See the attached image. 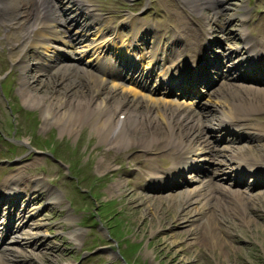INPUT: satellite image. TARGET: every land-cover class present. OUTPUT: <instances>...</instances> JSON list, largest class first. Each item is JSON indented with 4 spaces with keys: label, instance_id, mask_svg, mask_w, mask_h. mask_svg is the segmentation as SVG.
Listing matches in <instances>:
<instances>
[{
    "label": "rangeland",
    "instance_id": "obj_1",
    "mask_svg": "<svg viewBox=\"0 0 264 264\" xmlns=\"http://www.w3.org/2000/svg\"><path fill=\"white\" fill-rule=\"evenodd\" d=\"M57 1L62 6H71L74 10L73 15L78 12L73 3L74 0ZM80 1L86 3L97 15L103 16L105 19H112V22H115L112 26H118L120 34L125 37L121 40V42L125 40V44L132 34H136L135 25L141 26V21L145 22V25L148 26L145 28L148 30H151L150 27L153 28L154 22L156 25L166 23L168 30L163 38L170 39L172 36L173 40L180 37L178 34L188 35L191 33L194 36L193 32L196 28H205L206 30L208 26H211L212 34L217 38L208 50L210 53L208 61L216 62L217 53H222L227 46L238 48L245 46V43L239 40L238 36L231 34L232 31L240 32V29H243L242 32L246 31V35L251 34L247 37H250L254 43L264 44V0H217L218 8L230 6L227 7L229 10L227 12L219 9L221 16L213 15L210 7H204L202 14L198 15L196 13L197 8L191 7L194 0ZM211 1L214 2L215 0ZM216 3L214 2L215 5ZM16 6L13 3V6L9 8L10 15L17 11ZM142 9H145V12L140 17H135L137 23H134L133 18V25L131 26L129 24L131 21L127 22L129 14ZM232 13L234 16L230 18ZM242 14L244 17H241ZM229 19L231 20L227 22ZM241 21L245 24L243 28ZM29 25L30 23H26L21 28L14 29L12 33L7 34L6 27L0 23V199L5 198L0 204V211L12 206L13 210L17 212L21 205L25 206L28 203L24 214L28 217V212L32 211L35 214L32 218L34 222L45 223L43 229L47 232L45 243L49 242L55 245V248H50V245L44 251V255L46 254L48 257L36 254L35 257H30V259L21 261L19 264H128L127 262L130 264H264V196L258 194L264 192V186L250 191L255 198L253 205L258 207V210L252 209V215H250L258 219L255 218L254 223L246 225L242 224L245 217L242 215L246 210H241L240 200L234 201L240 193H243V190H247L245 188L247 184L241 187L231 182L235 178H240L248 184L252 183L251 175H239V173L229 170L226 179L224 172L218 171L219 174H213L215 181L220 184L215 188L216 193L224 192L226 199L241 210L239 216L227 214L226 219H231L230 222L233 220L234 223L237 222L238 224H234L237 226V230L243 231L236 235L232 233V223L228 224L223 221L225 224L223 228L229 232V235L225 237L227 244L224 246L225 249L220 250V254L217 249L207 248L199 242L197 239L201 235L199 230H196L194 234H186L185 237L177 238L173 235V233L187 227H170L172 224L169 222L171 213L184 208L183 199L176 197L179 196L180 192L192 186L191 184H183V179H179L178 185L160 188L153 192L146 190L151 172L140 171L141 163L139 160L144 157L152 158L154 154L152 156L147 155L138 146L130 152L124 151L120 154L123 156L120 164L113 162L112 168H118L120 165L125 168L123 171L119 169L114 174L113 171L103 166L104 162L108 163L112 160L106 154L110 145L102 141V137L97 135L91 124L85 122L82 126L71 129V125L68 123L60 124L56 121H45L44 108L42 106L35 107L25 101L20 84L22 77L20 68L22 66H28L32 70L29 71V74L34 75L30 89L44 98L42 105L49 101L48 96L62 91L70 83L69 80L60 83L55 82V77L50 72L51 69L44 70L41 67L40 58L37 57V51L41 49H31L25 57L18 58L23 44L27 40L26 28ZM182 25L192 28L184 29L181 27ZM205 30H202L201 33H206ZM142 31L144 33L140 37L141 40L138 38L134 40V43L143 48L134 52H143L146 49L143 53L146 54L152 49V42H159L162 35L160 34L161 31L157 30L149 31L150 33ZM155 33L157 36L154 35ZM232 35L235 37L234 40ZM11 42L19 45L16 48L17 55L15 57L12 55ZM167 44V41H161L162 46ZM184 46V44H180V48H176L182 49L183 54H185ZM58 56L62 57L63 60L60 65L76 64L82 66L80 63L70 61L67 52L58 53ZM86 56L81 58L85 60L88 58ZM164 62L166 61L157 62L155 65L157 72L161 71ZM144 65L145 62H143ZM218 65L220 64L216 63L213 70L208 67L206 74L210 75L214 85L212 82L207 92L204 93L201 91L204 85L197 86V90L192 93L194 95L187 98L193 100V105L196 106L203 118H206L205 123L222 116L220 105L218 106L217 102L221 101L220 95L223 94L222 92L227 85L224 84V79L219 80L220 77H217ZM250 66L246 64L244 68L233 73L234 75L243 73L252 79H238L235 82L264 87V83L255 80V77L260 79L262 75L259 78V72L249 69ZM224 69L227 71V68ZM130 74L132 76L137 75L134 71H131ZM38 76H40L41 83L36 82ZM123 82L128 83V85L131 84V89H125V91L129 94H135V86L128 79V76L123 79ZM211 90L218 97L217 99L211 96ZM243 94L251 95L248 92ZM226 95L235 103L241 97V95L237 96L231 91H228ZM205 99L207 100L205 101ZM197 110L192 109L191 111L199 115ZM245 110L247 111L240 118L242 122L246 123L244 130L247 134L254 135L258 140L252 144H258L259 141H264V134L259 133L254 125L256 123L259 127L264 126V110H254L250 105H247ZM260 120H263V123ZM71 122L74 123V121ZM207 129L208 127H205V131ZM210 130L213 131V127H210ZM228 131L226 130V132ZM216 136L217 139L220 137L221 139H232L234 135L217 132ZM247 142L249 141L225 142L216 146L225 147L232 143L247 146ZM256 146L258 145L253 146L252 152L263 154V151H259ZM110 152L114 154L113 150ZM242 153V156L247 155L243 148ZM157 154L152 165L156 169L162 168L161 172L165 174V170L172 166V156L165 155L162 151ZM137 155L140 156L134 160ZM217 157L212 156L211 162ZM200 165L214 167L211 164L201 163ZM259 169H262L259 173L264 172L263 168ZM120 177L129 180L130 186L137 190L136 198L132 203L124 195V187H122V193L115 187H111ZM207 178H211V176H207ZM260 180L264 181V176ZM36 185L44 186V188L36 192V188L40 187H36ZM17 192L28 194V199L26 197L20 198ZM2 194L4 195L2 196ZM8 194L10 197L6 196ZM145 194L170 195L172 197L159 201H146L148 196H141ZM31 197L32 200L29 201ZM55 199L61 203H53ZM154 202L155 204H152ZM149 206H152L151 210ZM1 220L2 222L5 221L0 217ZM76 228L80 230H76ZM70 232L76 233L78 239L72 240ZM227 248H229L228 251Z\"/></svg>",
    "mask_w": 264,
    "mask_h": 264
},
{
    "label": "bare ground",
    "instance_id": "obj_2",
    "mask_svg": "<svg viewBox=\"0 0 264 264\" xmlns=\"http://www.w3.org/2000/svg\"><path fill=\"white\" fill-rule=\"evenodd\" d=\"M53 1L0 0V23L6 27L7 34L12 33L14 29L21 28L26 23H30L26 28L27 40H25L22 47L23 51L21 50L18 58L25 57L31 49H41L37 51L41 67L44 70L51 69L50 72L53 73L55 82L70 81L62 91L48 96L49 101L42 105L44 98L30 89L34 75L29 74V71L32 70L28 66H22L20 68L22 76L20 84L25 101L35 107L42 106L45 121L51 120L60 124L68 123L71 125V129L80 127L85 122L91 124L97 135L102 137V141L110 145L108 151L105 150L107 153H105L112 160L108 163L104 162L103 166L113 171L114 174L119 169L123 171L125 168L122 165L117 166L118 168H112L114 163L120 164L121 157H123L120 155L122 152H130L138 146L142 148V152L145 154L150 156L154 154L155 156L153 155L152 158L144 157L139 160L141 163L140 171L151 172L146 190L153 192L160 188H169L178 185L179 179H183V184H191L192 186L180 192L179 196L176 197L183 199L184 208H179L180 210L171 213L169 216V222H172L170 227H187L173 233V235L177 238L185 237L186 234H194L196 230H199L201 234L200 238H197L199 242L207 248L217 249L220 253V250L225 249L224 246L227 244L225 237L229 235V232L223 228L225 225L223 221L228 224L232 223V233L239 235L238 232H243L237 230V226L234 225L238 224L237 222L234 223V220L230 222L231 219H226L227 214L239 216V211L246 210L242 215V217L245 216L242 224L246 225H251L258 219L251 216V210H258V207L253 205L255 198L250 191L264 186V181L260 180L264 176V172L263 174L257 172L259 168H263L264 171V141L252 144L258 141L254 135L247 133L238 135L234 133V129H245L246 123L242 122L240 118L247 111L245 110L247 105H250L254 110H264V87H257L248 83H236L235 81L238 79L251 80L252 78L243 73L240 75H234V73L249 64L251 65L248 67L249 69L259 72V78L261 75L263 77L260 79L255 77L256 82L261 80L260 82L264 83V60L261 58L264 44L258 42L252 44V39L247 37L246 31L242 32L243 29H240V32H231V34L238 36L239 40L245 43V46L243 48L227 46L222 53H217L216 63L221 66L217 72V77H220L219 80L224 79V84L230 88H224L223 94L220 95L221 101L217 102V105H220L222 116L205 123L206 118H203L196 106L193 105V100L187 99L188 96L194 95L192 92L187 93L189 89L183 91L167 86L163 69L164 64L168 61L163 63L162 70L159 72L156 71L155 65L160 58L164 57L166 59L171 58L168 63L177 68L184 67L195 71L204 69L203 66L198 68L195 67L197 65L190 62L189 58L186 57L188 55L187 50L183 55L182 50L176 47L180 48V44H184L194 48V58L191 57L193 61L198 59L200 52L207 55L211 44L217 38L212 34L211 26H208L206 30L196 28L193 32L195 37L191 33L188 35L181 33V38L175 40L172 36L170 39L163 38L167 32H161L160 41L152 42V49L144 55L143 62L145 65L143 66L142 61L135 60L136 64L134 63V57L137 55L131 51L132 48H139L134 40L142 36L144 33L142 30L147 31L144 26L135 25L136 34H132L125 44V40L121 42L125 37L120 34L119 27L112 26L115 22H112V19H105L103 16L97 15L86 3L74 0L73 3L78 12L73 15L74 10L71 6H62L57 0ZM199 1L194 0L191 5V7L197 8L196 13L198 15L202 14L204 7H210L213 15L221 16L217 7V0L214 1L216 5L211 0ZM13 3L17 5V11L10 15L9 8L13 6ZM233 16V13L230 14V18ZM241 17H244L243 14ZM130 18L129 15L127 22L131 21L129 24L132 26L133 18L132 20ZM242 25L243 28L245 24ZM181 27L184 29L192 28L185 25ZM202 30H205L206 33L202 34ZM202 39L208 42L206 48H203ZM232 39L234 40L235 37ZM161 41H167L168 44L162 46ZM10 44L11 51H13L12 55L15 57L17 55L16 48L19 45L14 42ZM132 45L133 47H131ZM44 52L48 53L44 54ZM61 52L69 53V57H66L70 61L82 64V66L76 64L60 65L63 60L62 57L58 56V53ZM42 54L43 56H41ZM85 55L88 58L83 60L81 57ZM222 66L227 68V71ZM126 70L137 73L135 76L130 73L127 75L135 86V94H129L125 91V89H131V84L128 85V83L123 82L122 71ZM180 73L182 74V72ZM203 78L206 80V85L201 89L202 93L207 92L212 82L214 85V81L207 75L204 74ZM38 81L39 83L42 82L40 76L36 79V82ZM212 90L211 96L217 99L218 97L214 95ZM226 91H231L237 96L241 95L237 99L238 102L235 103L228 98ZM244 92L251 95H245ZM192 109L197 110L199 115L192 112ZM247 126L252 128L250 125ZM254 126L259 133L264 134V126L259 127L256 123ZM205 127H208L207 131H205ZM210 127H213L214 130H210ZM227 129L228 132H226ZM217 132L233 134L234 136L232 139H221V137L217 139ZM245 140L249 141L247 146L238 143H232L225 147L216 146L225 142H242ZM254 145H258L256 148L261 152L263 151V154L252 152ZM242 148L245 150L246 156H242ZM110 150H113L114 154ZM160 151L165 155L172 156L173 159L170 158L173 163L171 168L165 170V174L161 172L162 168L156 169L152 165L156 159V154ZM139 156L134 157V160H137ZM157 156L159 155L157 154ZM212 156L218 157L211 162ZM201 163L211 164L214 167H204L200 165ZM229 170H233L239 175H251L252 178V183L249 184L240 178L230 179L231 182L241 187L247 184L245 187L247 190H243L245 194L240 193L234 201L240 200L241 210L226 199L224 192L216 193L215 190L220 184L215 181L213 174H219L218 171L224 172L227 179ZM207 176H211V178H207ZM111 187H115L121 193L122 187H124V195L131 203L136 198L137 190L130 186L129 180L120 177ZM43 188L44 186H40L35 191H40ZM9 194L6 196L10 197ZM17 194L20 198H27L28 195L21 192H17ZM258 194L264 196V192ZM141 196H148L146 201H159L172 197L170 195L147 194ZM4 200L5 198L2 197L0 204ZM53 203L59 204L61 201L55 199ZM27 205H21L17 212L13 210L12 206L0 211V217L5 219L4 222L0 221V264H19L21 261L30 259V257H35L36 254L44 255V251L50 245L52 249L55 246L49 242L45 243L47 240V232L43 230L45 223L34 222L32 218L35 214L32 211L28 212L29 216L26 217L27 215L24 213H26ZM149 209L151 210L152 206H149ZM76 230L80 229L76 228ZM70 236L72 240L78 239L76 233L70 232ZM37 251L38 253H36Z\"/></svg>",
    "mask_w": 264,
    "mask_h": 264
}]
</instances>
